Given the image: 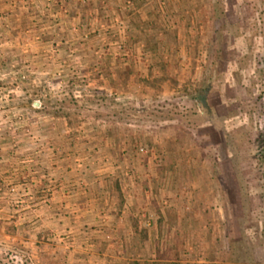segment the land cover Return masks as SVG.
I'll use <instances>...</instances> for the list:
<instances>
[{
  "label": "rangeland",
  "instance_id": "obj_1",
  "mask_svg": "<svg viewBox=\"0 0 264 264\" xmlns=\"http://www.w3.org/2000/svg\"><path fill=\"white\" fill-rule=\"evenodd\" d=\"M58 1L45 0L44 10ZM112 2L113 8H124L132 20L140 19L138 9L152 10L155 16L153 22L140 19L127 31L121 22L112 27L114 23L103 18L99 30L90 33L100 34L104 44L99 48L100 57L116 55L130 63L126 66L129 71L133 65L137 72L122 81L124 87L137 88V95L124 97L128 101L116 117L122 124L108 128L119 133L116 136L121 140L111 138L112 155L86 157L90 150L78 131L67 142L52 144L48 128L36 131L29 125L15 128L18 131L11 134V145L26 134L35 139L32 150L47 147L49 151L55 145L63 155L68 153L70 164L65 168L79 172L81 186L86 183L82 176L86 168L91 172L90 186H112L113 206L120 207L116 215L130 207L122 186H210L207 201L217 207L212 215L217 225L210 226L218 231L184 232L187 228L181 226V233L178 228L173 234L164 229L142 237L140 230L147 226L135 215L143 210L140 206L133 216L128 212V224L133 228L124 234L116 233L117 225L105 222L102 216L75 231L72 221L53 220L43 234L34 229L37 222L28 219L21 241L0 235V264H125L134 257L167 264H264V0ZM117 28L123 31L119 33ZM29 68L22 67V79L27 78ZM205 86L216 120L209 119L194 99ZM92 94L100 100L106 98L109 109L105 112L116 115L111 106L115 95ZM0 96H9L6 87L0 86ZM35 100L32 104L38 106L39 99ZM5 116L0 110V128ZM13 116L22 119L26 114L16 110ZM134 121L139 124L127 123ZM91 145L93 150L102 147ZM95 162L109 167L98 171ZM117 186L124 195H117ZM58 211L65 212L61 207ZM170 221L172 224V218L166 220ZM108 225L113 229L104 228ZM199 225L196 220L193 227ZM202 242L208 247H202Z\"/></svg>",
  "mask_w": 264,
  "mask_h": 264
},
{
  "label": "crops",
  "instance_id": "obj_2",
  "mask_svg": "<svg viewBox=\"0 0 264 264\" xmlns=\"http://www.w3.org/2000/svg\"><path fill=\"white\" fill-rule=\"evenodd\" d=\"M112 1L117 0H59L44 10L45 0H0V86L9 91L6 99L0 96V110L6 115L0 128V235L21 241L20 236L29 225L28 219H34L37 222L34 229L43 234V229L50 228L53 220L72 221L75 231L83 227L84 222L95 221L100 216L105 222H113L114 227L117 225L116 233L124 234L133 228L128 224V214L133 216L139 206L152 219L146 228L149 234L164 229L173 234L174 228L181 233V226L187 228L184 232L212 234L218 231L210 226L217 225L212 221L217 207L207 201V196H211L210 186H129L126 198L130 200V207L116 215L120 207L113 206L112 186H90L91 172L87 168L81 174L86 180L81 186L79 172L65 168V164H70L67 163L69 155L65 156L68 153L63 155L55 145L49 151L47 147L32 150L35 139L26 134L18 138L14 147L11 145V134L18 131L15 128L29 125L36 131L48 128L52 144L63 143L78 131L90 150L86 157H95V153L105 157L112 155L108 145L111 138L114 142L121 140L116 136L119 133L108 128L122 124L123 120L116 117L128 101L124 97L136 98L137 95V88L124 87L122 81L131 79L137 72L133 65L129 71L126 66L130 63L116 55L100 57L99 48L104 45L98 37L100 34L90 33L99 30L98 23L103 18L114 23L112 27L121 22L125 31L133 23L138 25L140 19L150 22L155 19L152 10L138 9L136 14L140 19L132 20L124 8H113ZM123 30L118 29L119 33ZM27 65L30 67L26 71L27 78L22 79V67ZM97 91L115 95L116 103L111 106L115 107L116 115L106 113L109 102L106 98H95L92 93ZM35 99H39L38 106L32 104L37 103ZM134 103L137 107L138 100ZM16 110L24 111L26 116L17 119L13 116ZM137 121L127 123L137 126ZM51 126L56 128L51 129ZM102 127L104 130L99 129ZM91 144L102 147L93 150ZM96 165L95 162L93 167L101 172L109 167L108 164ZM60 207L65 211L63 214L58 211ZM170 218L172 224L166 222ZM133 219L137 221L136 216ZM196 220H200L199 227H193ZM211 241L213 238L208 243ZM208 243L201 245L205 248ZM45 253L54 254L49 250Z\"/></svg>",
  "mask_w": 264,
  "mask_h": 264
},
{
  "label": "trees",
  "instance_id": "obj_3",
  "mask_svg": "<svg viewBox=\"0 0 264 264\" xmlns=\"http://www.w3.org/2000/svg\"><path fill=\"white\" fill-rule=\"evenodd\" d=\"M208 95H209L208 87L205 86L202 88V91H200L199 94H195L194 99L197 101L198 104H200L203 113H205L209 119L216 120L215 112L213 107L210 105ZM216 171H218V169ZM220 172L218 171V173ZM116 190H117V195L121 196L118 190V186L116 187ZM139 234H141L142 237H146L147 235L146 229L145 228L141 229ZM125 264H167V262L165 260H160L155 258L141 259L134 257L128 259L125 262Z\"/></svg>",
  "mask_w": 264,
  "mask_h": 264
},
{
  "label": "built area",
  "instance_id": "obj_4",
  "mask_svg": "<svg viewBox=\"0 0 264 264\" xmlns=\"http://www.w3.org/2000/svg\"><path fill=\"white\" fill-rule=\"evenodd\" d=\"M141 150H143L144 148L141 146L140 147ZM122 190L126 193L125 195H127V193L129 194L130 192V187L129 186H122ZM138 218L141 219V222L144 224V226L149 225L151 218L149 219L145 209L141 210L140 212H138Z\"/></svg>",
  "mask_w": 264,
  "mask_h": 264
}]
</instances>
